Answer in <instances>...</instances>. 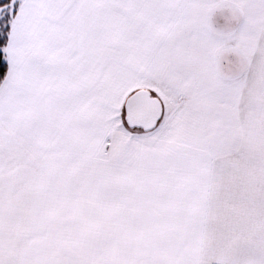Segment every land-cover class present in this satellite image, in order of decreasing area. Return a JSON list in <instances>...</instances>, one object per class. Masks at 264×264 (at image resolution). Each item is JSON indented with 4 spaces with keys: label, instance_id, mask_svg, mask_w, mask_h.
Segmentation results:
<instances>
[{
    "label": "crops",
    "instance_id": "obj_1",
    "mask_svg": "<svg viewBox=\"0 0 264 264\" xmlns=\"http://www.w3.org/2000/svg\"><path fill=\"white\" fill-rule=\"evenodd\" d=\"M50 2L79 36L5 55L0 264H264V166L239 160L264 110V0ZM140 89L162 105L150 132L124 122Z\"/></svg>",
    "mask_w": 264,
    "mask_h": 264
},
{
    "label": "rangeland",
    "instance_id": "obj_2",
    "mask_svg": "<svg viewBox=\"0 0 264 264\" xmlns=\"http://www.w3.org/2000/svg\"><path fill=\"white\" fill-rule=\"evenodd\" d=\"M50 1L54 0H12L7 7L0 10V26L2 25L5 27L4 16H10V20L7 23L9 27L8 40L10 43L7 50L6 48L4 49V56L6 54L13 55L17 53L18 50L17 48L15 49L13 45L16 44V41L23 38H39V36L44 35L45 37L47 36L46 38L57 39L61 42L70 40V46L72 45L73 39L76 40V38H78L79 32L73 31L70 26H65L64 28L59 27L57 32L55 30L56 26L60 24L58 18L66 19V17H69L71 3L68 8H63L65 9L63 11V9L55 10V8L51 6ZM82 6L81 16L84 21L88 14H90L91 18L92 16L99 18L98 12H101L100 17L104 14V9L103 11H100L98 8L97 10H92V6L90 9V5L87 7V5L83 4ZM70 18L75 19L76 17L70 16ZM73 23L80 25L81 20L74 21ZM43 26L46 27V29L42 28ZM80 33L83 32L80 31ZM69 42L65 48H63L61 44L57 45V48H48L47 53H67L70 51ZM35 49H38V47L36 46ZM41 49L44 50V48ZM96 87V100L104 99L107 101L108 105H112L111 102L114 101L115 98L121 99L120 95L107 94V88L100 90V88H98L99 86L96 85ZM111 87L110 90L113 92L114 88L113 86ZM253 105H251L252 110L254 109ZM123 112L124 111H122V113ZM246 113L248 114V121H245L247 125H245L243 131L244 136L246 134V138L244 144H242V153L240 154L239 160L249 166H264V110L260 115L254 112V110H248Z\"/></svg>",
    "mask_w": 264,
    "mask_h": 264
},
{
    "label": "water",
    "instance_id": "obj_3",
    "mask_svg": "<svg viewBox=\"0 0 264 264\" xmlns=\"http://www.w3.org/2000/svg\"><path fill=\"white\" fill-rule=\"evenodd\" d=\"M124 122L129 129L152 131L162 117L161 102L148 90L140 89L128 96L123 105Z\"/></svg>",
    "mask_w": 264,
    "mask_h": 264
},
{
    "label": "trees",
    "instance_id": "obj_4",
    "mask_svg": "<svg viewBox=\"0 0 264 264\" xmlns=\"http://www.w3.org/2000/svg\"><path fill=\"white\" fill-rule=\"evenodd\" d=\"M11 2L12 0H0V10L7 7ZM9 20L10 16H4L5 27H3L2 25L0 26V85L4 81L8 70L4 56V49L6 48L8 43L9 27L7 23Z\"/></svg>",
    "mask_w": 264,
    "mask_h": 264
}]
</instances>
